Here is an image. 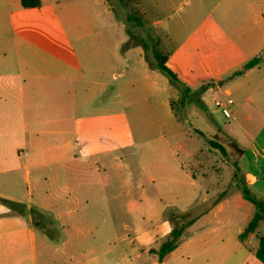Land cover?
Listing matches in <instances>:
<instances>
[{
  "label": "crops",
  "instance_id": "1",
  "mask_svg": "<svg viewBox=\"0 0 264 264\" xmlns=\"http://www.w3.org/2000/svg\"><path fill=\"white\" fill-rule=\"evenodd\" d=\"M21 1L0 0V198L19 205L12 210L0 202V264H182L185 256L198 264H263L255 255L258 232L239 238L252 218L237 234L232 228L253 205L243 195L230 199L219 179L212 181L220 159L209 141L222 134L232 143L246 186L264 198V0L217 2L203 55L215 100L229 95L235 103L231 117L223 115L229 128H196L198 142L187 141L174 113L180 90L167 85L145 46L125 49L123 24L117 32L107 13H61L60 0L33 8ZM133 56L135 68L125 70ZM255 57L260 63L244 70ZM141 82L147 93L167 94L175 119L167 147L147 149L143 164L135 151L125 156L133 132L125 95L133 98ZM182 135L185 142L174 141ZM133 164L150 175L157 193L133 178ZM125 180L135 185L125 188ZM201 192L203 202L227 200L191 219L162 262L151 252L173 230L162 206L132 201L135 235L125 237V198L194 199ZM157 215L163 221L144 230L141 220Z\"/></svg>",
  "mask_w": 264,
  "mask_h": 264
},
{
  "label": "rangeland",
  "instance_id": "2",
  "mask_svg": "<svg viewBox=\"0 0 264 264\" xmlns=\"http://www.w3.org/2000/svg\"><path fill=\"white\" fill-rule=\"evenodd\" d=\"M217 2L218 0H101L99 3H88L83 0H60L59 4L61 13L68 14L74 13V11L75 13H107L109 16L114 17L116 20L108 24H113V29L117 32H120V25L123 24L124 36H129L128 41L124 44L125 49L133 44H141L142 46L147 44L149 49H146V52L150 59L153 58L154 49H158L164 55L170 54L172 58L169 67L176 73L182 83L191 90L190 95L180 94L179 98L173 101L174 113L177 120L189 133L187 141L198 142L200 140L193 131L196 128H229L228 119L223 116L221 110L215 105V98L218 97L213 93V70L207 67V59L203 55L205 45L202 37L205 33L211 34L213 31V20L219 13ZM110 30L112 29L109 27L108 31ZM215 36L218 37V31ZM123 66L125 70L131 71L134 69V56L129 60H125ZM159 73L167 79V85L173 86L174 89H179L178 86L170 81L168 76L161 71ZM225 80L226 85L231 82L227 79ZM143 87L144 85L141 82L140 92L134 95L133 98L125 95V110L127 112L125 123H129L133 130V132H130L132 146L125 149V156L131 158L132 151H135L141 164H143V160L150 158V156H145L147 149L163 145L167 147V141L171 138L170 129L173 127L175 120L167 102V94H163V91L159 90L154 93H147L143 90ZM214 122L216 124H213ZM190 136L191 139H189ZM185 139V136L182 135L174 139V141L185 142ZM212 140L219 145H223L226 152L223 155L219 151L220 161L214 167L212 181L219 179L220 185L227 190V196L235 201L236 196L242 195L239 188L241 180L237 178L234 167L238 152L232 148V143L222 134ZM162 152L154 156V158L161 159L164 157L161 155ZM163 154L166 153L163 152ZM130 171L133 174V178L136 176L140 181H143L146 188L150 191L149 193H157L156 187L148 182L150 175H145L139 166L131 165ZM152 174L159 176L158 173ZM233 175L235 186L232 182ZM197 178H199L197 184L203 185L200 177ZM134 181L127 182L125 180V188H128L132 183L135 185ZM199 194H202L201 197L194 199L167 197V195L149 199L125 198V237L134 238L135 235L134 231L130 230V225L134 221L132 214L134 205L131 203L132 201H137L141 204V208L145 209L148 205L147 200H150L149 204L163 207L167 218L175 217L179 218L181 222L187 223L212 207L213 203L220 204L227 200L226 197L221 196L207 199L206 202H203L202 196L204 194L203 192ZM254 213L255 208L253 206L252 214L254 215ZM252 214L251 216H253ZM251 216L243 217L236 222V225L232 227L235 234H237L239 228H245L252 218ZM163 219V215L152 216L151 218L146 216L143 219L144 221L141 220V225L144 230L153 231L156 224L162 222ZM257 232L255 239H258V236L264 232V223L259 226ZM182 264H198V261L188 259L185 256ZM243 264L247 263L244 262Z\"/></svg>",
  "mask_w": 264,
  "mask_h": 264
},
{
  "label": "trees",
  "instance_id": "3",
  "mask_svg": "<svg viewBox=\"0 0 264 264\" xmlns=\"http://www.w3.org/2000/svg\"><path fill=\"white\" fill-rule=\"evenodd\" d=\"M21 4L24 8L40 7L41 0H22ZM144 46L147 50L149 49V46L147 44H145ZM169 56L170 54L164 55L158 49H154L153 58L152 59L149 58V60L157 69H159L162 73L168 76V78L172 83L178 86L181 95H188V94L190 95L191 90L180 81L176 73L167 65ZM260 60L261 57H255L251 59L245 65L244 70L253 68L254 66L258 65L260 63ZM242 73L243 71H237L235 75H241ZM200 134L203 135L202 133ZM209 144L214 148L218 149L223 155L226 153L223 145H219L213 140H210ZM234 167L236 169L237 178L241 180L239 183V188L242 192L244 199L252 203V205L255 208V213L252 219L248 223L245 230L239 236L241 241H244L250 234L256 232L259 226L262 223H264V198L257 197L246 186L238 166V159H236L234 163ZM0 202L9 206L12 210H14L17 206H19L18 204L6 199L0 198ZM170 221L173 224V230L170 233V235L167 238L160 241V245L157 250L151 249V252H154L158 255L159 262H162L169 253H171L178 247L181 237L183 236V233L185 231V228L190 224V221L187 223H183L179 220V218H175V217L170 218ZM255 255L264 264V232L259 236V244L255 250Z\"/></svg>",
  "mask_w": 264,
  "mask_h": 264
},
{
  "label": "built area",
  "instance_id": "4",
  "mask_svg": "<svg viewBox=\"0 0 264 264\" xmlns=\"http://www.w3.org/2000/svg\"><path fill=\"white\" fill-rule=\"evenodd\" d=\"M235 103V100L231 96H227L225 99H216L215 105L221 110L222 114L226 118L231 117V106Z\"/></svg>",
  "mask_w": 264,
  "mask_h": 264
}]
</instances>
